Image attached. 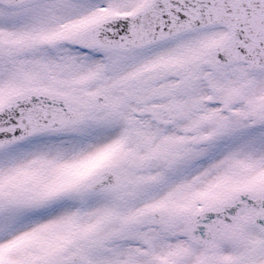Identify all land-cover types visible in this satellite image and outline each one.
Returning a JSON list of instances; mask_svg holds the SVG:
<instances>
[{"label":"snow or ice","instance_id":"obj_1","mask_svg":"<svg viewBox=\"0 0 264 264\" xmlns=\"http://www.w3.org/2000/svg\"><path fill=\"white\" fill-rule=\"evenodd\" d=\"M0 264H264V0H0Z\"/></svg>","mask_w":264,"mask_h":264}]
</instances>
